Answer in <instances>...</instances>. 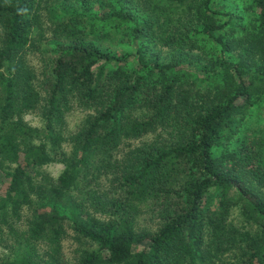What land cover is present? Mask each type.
<instances>
[{
	"label": "trees",
	"instance_id": "trees-1",
	"mask_svg": "<svg viewBox=\"0 0 264 264\" xmlns=\"http://www.w3.org/2000/svg\"><path fill=\"white\" fill-rule=\"evenodd\" d=\"M220 1L55 0L39 90L27 56L44 33L42 0H0V159L17 164L4 206L31 213L1 264H50L38 246L59 244L65 223L95 246L83 264H199L232 251L264 264V135L238 129L264 93V0H240L243 23ZM121 35L137 65L119 56ZM73 106L95 115L59 153L65 170L31 176L51 161L46 144L58 153L53 125ZM28 112L43 130L23 122ZM234 208L250 230L229 223ZM142 214L154 232L138 229Z\"/></svg>",
	"mask_w": 264,
	"mask_h": 264
},
{
	"label": "rangeland",
	"instance_id": "rangeland-1",
	"mask_svg": "<svg viewBox=\"0 0 264 264\" xmlns=\"http://www.w3.org/2000/svg\"><path fill=\"white\" fill-rule=\"evenodd\" d=\"M143 3L144 0H139ZM222 1L219 2L221 4ZM242 1L240 0H224L221 4V9L230 12L234 16H240L241 22H245L247 17L242 11ZM143 5V4H142ZM48 10H51L48 13ZM55 11L59 13V6L56 5L55 0H42V28L44 33H38L35 37L36 50L32 51L27 56L28 65L35 75V85L41 89H45L48 85V75L51 70V57L50 47L47 45V40L52 41V34L56 28L57 15ZM248 15V14H247ZM52 30V32H51ZM114 44L118 49L119 56L129 57V60L134 64H138V60L135 56V47L132 46L127 39L121 35L114 39ZM255 108L252 112L246 116V118L238 125L239 135H254L261 138L264 135V93L255 100ZM135 116L142 117L143 112L139 107H135L133 112ZM95 115L94 110L84 109L78 106H73L67 113H65L62 123L54 124L53 127L56 133L62 135L63 141L58 153H54L50 144H46L48 153L51 157V161L43 166L35 167L30 166L27 170L28 173L33 176L35 173H46L53 180H56L60 174L65 170V164L59 155V153L70 155L74 151V145L69 139V136L75 133L79 128L83 126L87 118ZM23 122L28 126L43 130L44 119L36 112H28L22 115ZM151 136H145L138 142L150 141ZM133 143V146L138 144ZM37 144V142H35ZM73 155V154H72ZM68 156H66L68 158ZM17 164L10 162L9 159H0V264L11 261L15 256L16 251V237L17 234L21 236L23 232L28 229L29 222L31 221V213L27 207H22L19 214L14 215L9 208L4 206L6 200L5 190L9 183L13 172L15 171ZM3 206L4 209L1 208ZM9 207V206H7ZM138 229L154 232L156 229L155 223L151 220L149 215L142 214L138 220ZM229 223L239 230L248 229L243 221L242 216L238 208L231 210L229 216ZM66 234L62 237L59 244H50L48 248H45L40 244L38 246V254L43 256L45 260L49 257L45 255V251L49 255H53L54 261H49L50 264H83V260L86 258L87 253H90L95 249V246L87 240L79 239L72 230L68 227V224H64ZM3 231V236H1ZM4 240V241H3ZM187 264V263H184ZM199 264H241V256L238 252H227L224 255L218 254L213 256L209 261H205Z\"/></svg>",
	"mask_w": 264,
	"mask_h": 264
}]
</instances>
